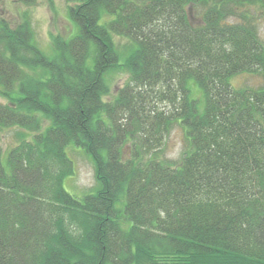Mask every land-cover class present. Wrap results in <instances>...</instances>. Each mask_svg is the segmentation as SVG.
<instances>
[{
    "label": "trees",
    "instance_id": "1",
    "mask_svg": "<svg viewBox=\"0 0 264 264\" xmlns=\"http://www.w3.org/2000/svg\"><path fill=\"white\" fill-rule=\"evenodd\" d=\"M74 1L78 33L52 36V56L28 17L0 18V125L34 133L9 169L0 145V264H264V84L230 82L264 73V0ZM117 69L129 80L106 100ZM178 119L173 162L159 152ZM72 142L95 165L82 198L63 184Z\"/></svg>",
    "mask_w": 264,
    "mask_h": 264
},
{
    "label": "rangeland",
    "instance_id": "2",
    "mask_svg": "<svg viewBox=\"0 0 264 264\" xmlns=\"http://www.w3.org/2000/svg\"><path fill=\"white\" fill-rule=\"evenodd\" d=\"M74 0H34L25 3L21 0H0V18H5L13 26L21 23L25 16L32 24L36 41L39 47L49 56L54 54L52 36L61 35L70 39L78 33V25L71 18L68 5L74 4ZM258 33L264 40V13L260 14L257 20ZM116 43L120 49L129 45L127 38L116 36ZM110 86V93L105 96L106 100H113L118 90L129 80V73L123 69L110 71L107 76ZM235 88H257L264 84V73L241 72L230 78ZM192 97L198 103L199 111L204 109L205 100L200 86L191 79L189 81ZM0 102H9L8 98L0 95ZM181 120L175 121L166 136L162 150L159 152L164 159L178 161L189 146L187 138L188 127L181 124ZM49 123L44 120V125ZM34 138V133L19 126L0 125V145L2 146V160L7 169L8 150L18 143L20 138ZM127 156H130V145L124 147ZM68 156L74 162L75 172L64 179V188L73 195L82 198L87 193L96 190L97 179L94 160L85 149L75 142L66 147Z\"/></svg>",
    "mask_w": 264,
    "mask_h": 264
}]
</instances>
